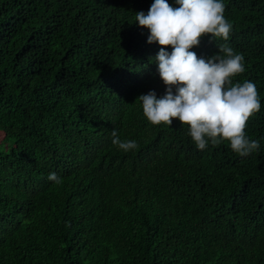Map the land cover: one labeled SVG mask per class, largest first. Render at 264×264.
<instances>
[{"label":"trees","instance_id":"obj_1","mask_svg":"<svg viewBox=\"0 0 264 264\" xmlns=\"http://www.w3.org/2000/svg\"><path fill=\"white\" fill-rule=\"evenodd\" d=\"M153 2L0 0V264H264V0H222L261 102L247 157L144 118L165 93L135 23Z\"/></svg>","mask_w":264,"mask_h":264},{"label":"clouds","instance_id":"obj_2","mask_svg":"<svg viewBox=\"0 0 264 264\" xmlns=\"http://www.w3.org/2000/svg\"><path fill=\"white\" fill-rule=\"evenodd\" d=\"M154 0L147 15L139 12L135 23L148 30V44H157V73L165 93L154 91L140 95L142 113L152 126H171L178 121L187 127L188 135L198 150L209 143H226L240 157L259 149L258 140H249V120L261 110L259 92L251 81L235 82L245 71L244 56L229 46L233 25L225 18L222 0ZM209 37L222 40L217 54L198 56L192 49ZM170 48L169 52L167 49ZM173 89L175 91H173ZM112 144L125 152L138 148L133 140H121L111 133ZM49 181L62 183L56 173Z\"/></svg>","mask_w":264,"mask_h":264},{"label":"rangeland","instance_id":"obj_3","mask_svg":"<svg viewBox=\"0 0 264 264\" xmlns=\"http://www.w3.org/2000/svg\"><path fill=\"white\" fill-rule=\"evenodd\" d=\"M2 136L0 135V140H1Z\"/></svg>","mask_w":264,"mask_h":264}]
</instances>
